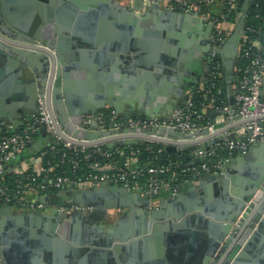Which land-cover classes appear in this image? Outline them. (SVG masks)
I'll return each mask as SVG.
<instances>
[{"label":"water","instance_id":"obj_1","mask_svg":"<svg viewBox=\"0 0 264 264\" xmlns=\"http://www.w3.org/2000/svg\"><path fill=\"white\" fill-rule=\"evenodd\" d=\"M94 1H52L49 17L36 5L42 21L35 14L28 20L14 15L7 0H0V123L10 132H18L23 119L39 114V100L47 104L62 139L85 147L157 143L175 154L200 144L206 151L210 145L205 141L237 140V132L254 121L239 116L234 84L246 19L255 0H245L220 49L211 42L213 23L195 13L172 10L160 0H125L127 6L120 8L127 22L123 30L97 29L100 13L80 10ZM104 1L118 6L113 0H100ZM112 34L121 37L120 44L111 41ZM213 55L221 58L233 121L241 120L239 125L218 123L213 132L185 133L167 127L137 129L133 134L95 125L78 129L83 117L105 110L115 111L126 128L131 115L169 120L186 91L199 86L210 71L207 60ZM97 81L90 92L88 84ZM260 99L264 103V92ZM221 128L234 131L222 137ZM252 133L248 129L246 138ZM258 139L246 154L228 160L223 173L184 183L168 210L149 211L147 196L119 186L56 192L47 201L54 208L51 212L30 216L25 210L16 217L11 206L1 207L0 264H42L43 259L78 264L86 257L99 264H264V140ZM51 142L48 137L39 139L29 153L36 155ZM258 192L261 196L255 199ZM63 206L70 211L61 214ZM98 207L105 214L129 211L113 224L90 225L87 214Z\"/></svg>","mask_w":264,"mask_h":264},{"label":"built area","instance_id":"obj_2","mask_svg":"<svg viewBox=\"0 0 264 264\" xmlns=\"http://www.w3.org/2000/svg\"><path fill=\"white\" fill-rule=\"evenodd\" d=\"M160 1L172 10L185 14L195 13L206 23H213L214 28L211 36L213 47L220 49L225 44L229 36V33L225 32L224 34L221 27L226 22L225 15L213 17L210 13L202 12L201 9V5L209 6L211 0ZM232 2L233 0H230L229 4ZM223 3L225 4L224 0ZM247 30L252 31L251 28L245 27L239 53L240 57L242 49L244 50L247 62L241 69V74L237 77L234 87V98L238 106L239 116L244 120H254L237 132L243 139L225 141L212 139L213 143L209 150L204 151L198 148L191 155L192 162L184 166L180 163L162 167L143 166L138 161L139 150H133V146L120 145L121 147H131V151L127 160L118 164L112 162L111 159L114 155L123 156L125 148H119L118 145L113 149L106 150L104 149L106 145L85 147L64 141L56 129L47 104L44 100H39V114L23 119L20 125L21 129L18 132H10L4 123H0V177H3L12 167L10 165H14L19 156L29 151L38 139L47 137L52 139L51 144L40 149L38 153L41 154V157H45L49 151L55 153L62 151L60 164L70 166L71 173H45L43 182H39L38 177L31 174L23 176L13 183L3 179L0 181V208L11 206L13 209L42 211L46 205L39 198L45 197L53 191H77L99 186H119L153 200L163 192H169L172 196L179 193L180 189H171L164 179V176L170 173L172 169L176 170L181 167L180 172L182 174L193 177L223 173L225 163L228 160L246 154L250 147L259 141V137L260 140H264V103L260 99L264 81V43L260 40H250L247 36ZM216 57L218 56L213 55L207 60L210 65L208 73L213 74L214 81L220 77L218 72L223 66L216 60ZM208 81L204 76L203 86L199 84V86L191 87L186 93V98L176 107L169 120L155 121L140 115H131L129 125L126 128L124 121L116 115L115 111H99L94 117H83L82 124L78 126V129L88 130L95 125L98 129L106 131L129 129L128 134H133V130L156 127L172 128L184 133L205 129L213 132L216 124L233 120L234 116L232 106L224 100H218L222 91L217 87L216 82H211L210 90H205ZM211 89H214L215 93L208 96ZM200 95L209 102L207 105H203L201 110L195 105V98ZM207 111L214 115L213 119L206 116ZM248 129H252L253 133L249 138H246ZM218 149L226 150L229 158L216 160ZM34 160L36 162L32 167L35 172L37 174L43 172L41 160L39 158ZM81 163H86L87 167L85 173L79 175ZM260 194L261 192H258L255 199H259ZM30 197L36 198L30 200ZM69 211L70 209L65 206L59 209L61 214Z\"/></svg>","mask_w":264,"mask_h":264},{"label":"trees","instance_id":"obj_3","mask_svg":"<svg viewBox=\"0 0 264 264\" xmlns=\"http://www.w3.org/2000/svg\"><path fill=\"white\" fill-rule=\"evenodd\" d=\"M230 0H224V10L223 14L225 15V21L228 23L235 24L238 20V14H241L243 4L245 0H233L232 4H229ZM202 12L209 13L208 6L201 5ZM246 28H251L252 31L247 30V36L250 40H260L264 43V0H255L253 3V6L251 7L250 11L248 12V16L246 19ZM229 33L228 38L230 37L232 31H224V34ZM216 60L219 63H222L221 58L218 56L216 57ZM247 59L245 57L244 50L242 49L240 57L238 58L237 66H236V74L237 77L241 74V69L246 64ZM220 77L216 78L214 81L213 74L207 73L205 75V78L208 81V83L205 85V90H210L211 82H216L217 87L222 91V94L218 97V100H224L227 103H229V98L227 94V85L225 82V72L223 66H221L219 70ZM236 85V82L234 84V87ZM215 93L214 89H211L208 96ZM209 102L208 100H205V97L202 95L195 98V105L199 110L202 109L203 105H207ZM107 112V110H105ZM207 117H210L213 119L214 115L207 111L206 114ZM119 148H125V154L123 156L121 155H114L111 159L114 163H123L130 155L131 147H121ZM133 150H139L140 154L138 155V161L143 166H154V167H162V166H169L174 165L175 163H180L182 166L188 165L192 162V158L190 155V152L184 151V152H177L175 154L169 153L166 151V147L162 144H144L139 146H133ZM104 149L109 150L107 147H104ZM58 152V150H57ZM62 152V151H61ZM60 153H55L49 151L48 154L45 157H41V154L38 153L36 155H30L35 158H39L42 162V169L43 172L36 173L33 167H29L27 171L22 173H9L6 172L3 177H0L1 180H6L7 182H15L16 180L23 178V176L26 175H34L38 177L39 182H43L45 173L50 174H70L71 169L68 165H61L60 164ZM29 151H26L22 154L23 157H26L28 155ZM228 157V152L224 149H218L216 152V160L219 159H225ZM87 164L81 163L80 170L78 171L79 175H82L86 171ZM181 167L179 169H172L170 173H168L166 176H164V179L168 182L171 189H180L184 183L191 180L193 176L182 174ZM143 181V180H141ZM60 191H53L52 193H56Z\"/></svg>","mask_w":264,"mask_h":264},{"label":"crops","instance_id":"obj_4","mask_svg":"<svg viewBox=\"0 0 264 264\" xmlns=\"http://www.w3.org/2000/svg\"><path fill=\"white\" fill-rule=\"evenodd\" d=\"M52 1H55L56 3H58V0H7L6 7H7L8 11H10L12 14L20 15L21 18H23L25 20H28V17L35 14L36 16L39 17L40 20L43 21L42 14L37 10L36 5H39L40 8H42V10H44L45 15L49 17V15L51 14V11L48 9V7L51 6ZM81 1L88 2L91 0H81ZM113 1H114L115 6L118 5L117 7L113 8L112 7L113 5L111 3H108L107 1L100 2V0H96V1L86 5V7L80 8V10H83L86 12H89L91 10H96L97 12L100 13L99 18L98 19L96 18L97 19L96 25H94L97 27V29H112L114 31H122L123 30L122 27L127 25V22L124 21L120 17L121 16L120 8L127 6L128 1H125V0H113ZM208 8H209V13L211 16L220 17L223 14V10H224L223 0H211V3L209 4ZM87 22L89 25L90 20H87ZM221 27L224 31H228V32L232 31L233 32V30L235 28V24L225 22L221 25ZM118 33L119 32H114L113 34H118ZM113 34L111 35L112 37L110 38L111 41L114 44H120L119 38H121V37L119 35H113ZM200 35H201V33H200ZM117 37H119V38H117ZM87 50H89V49H87ZM111 69H112V67H111ZM112 72H113L112 70H108L109 75L112 74ZM109 75H108V78H109ZM204 76H205V73H204ZM204 76H203V78H204ZM203 78L200 81V86H203V82H202ZM89 81L91 82V80H89ZM92 82H93V79H92ZM107 82H108V79H107ZM88 85H89L88 88H89L90 92H94V87L98 86V81L96 82V85H93V84H91V85L88 84ZM146 90L151 91V89H149V88H147ZM261 92H264V81H263ZM186 93H187V91H186ZM184 99H185V97L182 98L181 101H183ZM229 104H230V101H229ZM160 114H163V111ZM232 122H234V124L239 125L242 121L240 120L238 122H235L233 120H230V121L226 122L225 124L230 125ZM218 131L220 132V135L222 137H228L231 133H233L234 129L221 128ZM236 139L241 140L243 138L238 136V137H236ZM204 143H205V145H211L213 143V140L212 139L207 140ZM200 147H201L200 144H192L190 147L187 148V152H190V155H193L194 152ZM30 155H32V154L28 153V155L26 157H23L22 155H20L19 158L17 159V161L15 162V164L8 170V172L9 173H20V172L26 171L30 166H33L35 164L34 162H36V161L34 160L35 158L33 156H30ZM198 178H200V177H198ZM189 181L193 182V178ZM194 184L198 185L199 182L197 181ZM52 194H54V193L45 195V198L44 197L39 198V200L42 201L43 203H45V205H46V208L44 210L37 211V210L27 209V215L30 216L36 212H51L54 208H53V206L48 205L47 201H49V199L50 200L52 199V197H51ZM173 197L174 196H172L169 192H163L158 198L153 199V200L149 199L150 206H149V208H147V210L150 211V210L160 209V208L168 210V207L169 206L171 207V204L169 202ZM35 198L36 197H30V200H33ZM137 206L140 207L141 205H137ZM24 211H25L24 209H13L12 215L16 216V217H21L24 214ZM128 211H129V209L110 210L107 214H105V218L103 219V221L107 222L108 224H110L113 221H118L119 219L124 218L125 214ZM262 239L264 242V234L262 235ZM153 248L155 250L156 255L158 256V253L160 251L159 247L154 243ZM184 250H188V246ZM252 262L255 264L254 261H252ZM42 264H51V263H49L45 259H43ZM78 264H99V263H98V261H94V260H91L88 257H86L83 263L78 262ZM101 264H104V263H101ZM130 264H132V263H130Z\"/></svg>","mask_w":264,"mask_h":264},{"label":"flooded vegetation","instance_id":"obj_5","mask_svg":"<svg viewBox=\"0 0 264 264\" xmlns=\"http://www.w3.org/2000/svg\"><path fill=\"white\" fill-rule=\"evenodd\" d=\"M105 218V213H103L102 207H98L96 210H90L89 214H87V222L90 225H98L99 222L103 221ZM116 221L111 222L110 224L115 223Z\"/></svg>","mask_w":264,"mask_h":264}]
</instances>
